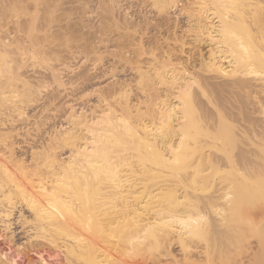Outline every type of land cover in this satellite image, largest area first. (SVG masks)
<instances>
[{"label":"bare ground","instance_id":"6f19581e","mask_svg":"<svg viewBox=\"0 0 264 264\" xmlns=\"http://www.w3.org/2000/svg\"><path fill=\"white\" fill-rule=\"evenodd\" d=\"M109 1L113 25L124 30L122 34L130 30L138 34V38L132 39L135 41H128L131 42L129 46L125 43L128 47L120 53L127 62L131 60V51L137 50V57L133 56L134 69L138 71L134 80L137 78L141 95H136V102L130 96V79L126 82L127 79L120 76L122 78L117 77L113 87H106L104 78L108 69L102 66L99 71L83 67V71L77 73L69 70L66 63L36 70L28 58H34L42 42L32 39L28 30L37 26V14L31 13L23 25L15 21L16 28L5 29L9 19L6 15L14 9L15 2L3 0L0 4V226L10 234L9 242L14 241L18 246L16 238L23 234L20 236L32 247L52 246L62 253L54 250L53 254H48L56 259L55 264H61L59 254L63 255L64 264H126L129 260H135V264H248L250 261L263 264L262 246L258 244L247 248L251 249L250 253L244 251L245 246L238 255L232 256L230 252L231 247L244 244L246 223L252 227L243 221L247 212L243 202L225 206L226 212L222 210L218 219L216 215V218H207L209 213H205V208H215L217 199L215 202L213 199L222 197L211 196L204 201L194 194L202 184L214 179L215 174L230 171L227 167L235 159L221 142L227 137L234 143L241 141L235 131L223 129L224 112L221 114L218 110L217 98L214 100L212 95L226 88L231 91L237 88L253 95L250 104L254 111L261 114L259 109L263 110L264 100L259 95L264 93V76L251 78L239 72L244 65L249 68L264 57L261 1ZM151 4L161 11L165 9L169 20L166 29L172 32L173 38L180 36L179 30L184 33L188 30L194 31L198 40L206 38L209 41L206 57L199 55L200 64L207 73L204 72L203 81L188 70L185 71L190 72L187 76L179 75L177 71L184 67L180 62L182 54L168 48L165 35L155 38L160 47L158 54L147 49L142 34L155 24L151 23L154 17L148 12ZM185 4L189 7L183 19L181 10ZM108 6L104 11L107 12ZM115 9L122 12L121 21L120 17L117 19L118 14H114ZM89 11L92 9L86 11L87 15ZM248 14L251 15L249 20ZM239 25L246 30L251 26H254L253 31L256 28L257 36L255 42L252 41L256 44L254 53L248 50L249 45L230 36L234 31L239 32ZM100 34V47L110 50L112 39L105 37L103 32ZM120 39L116 40L121 44ZM132 46L135 48L131 50ZM228 51L233 60L225 55ZM226 58L228 66L236 64L233 65L236 67L228 72L229 81L218 82L215 79L219 80L225 64L222 59ZM98 84L100 94L91 101L90 92L98 91ZM204 108L217 112L214 129L209 117L206 118L208 115L198 116ZM240 168L237 183L245 180ZM225 182L221 180L219 190L228 188ZM258 208L261 210L259 206L252 211L253 227L261 220ZM213 213L217 214L214 210ZM257 240L260 239H256L259 243ZM33 250L38 255L35 264H47L42 251ZM5 251L0 250V264L27 262L23 253L20 252L23 261L19 263L15 258L20 253L7 257ZM246 253L249 255L245 257Z\"/></svg>","mask_w":264,"mask_h":264},{"label":"rangeland","instance_id":"374dc122","mask_svg":"<svg viewBox=\"0 0 264 264\" xmlns=\"http://www.w3.org/2000/svg\"><path fill=\"white\" fill-rule=\"evenodd\" d=\"M3 0H0V4ZM12 1V0H11ZM15 2V6H14V9L9 13V15L7 14V23L6 25L4 26L5 29H7L6 27H8V29H12L13 27L16 28L17 27V24L20 25V22H21V25H23L24 23L23 22H26V20L28 19V17L31 16V13L32 15L35 13L37 14L38 16V22L36 23L37 26H35L34 28L32 29H29L28 30V34L32 37H34L35 41L38 40L39 42L41 41L42 43H40V45H42L40 48L36 49V51L34 52V58H28V60L30 62H33L34 63V67L36 70H45V68L49 67V66H53V65H58L61 63H66L67 64V67L68 69H72V71L74 72H82L84 68L86 67H89L91 68L92 70H96V71H99L100 70V67H104V68H107V77L104 78L105 79V84H107L108 86H106L108 89H109V86L110 88L114 86V82L120 77H125V79H127L126 82H129V84H131L130 86V89L132 90L130 93L131 95V98L136 102V97L139 96V94L141 95V88L139 90V83L136 81L137 78H135L134 80V76L137 77V70L134 69L136 63L133 61V56L136 58L137 56V50L135 51V46H132L131 47V50L134 49L133 51H131V53L129 54V57H131V62L130 61H127L126 62V59H124L122 56H121V50H124L126 49L130 44L128 43H131V42H128V41H135V40H132V39H135L134 37H136V35L138 34H135V33H132L130 30V32H124L122 34V32L124 30H122L120 27L116 28V26H114L115 24L112 23V20L110 17H112V15L110 14L111 11L109 9V6H110V1L109 0H36L37 2L35 3V0H19L17 2V0H13ZM32 1V2H31ZM109 1V2H108ZM254 1V0H253ZM261 1V2H259ZM22 2V3H21ZM39 2V3H38ZM259 2V5L260 7L263 6V11H264V0H258ZM263 2V3H262ZM33 3V4H32ZM38 3V4H37ZM107 3V4H106ZM18 4V5H17ZM20 4V5H19ZM109 4V6H108ZM263 4V5H262ZM106 5L108 6L107 8V12L104 11L106 8ZM152 5V4H151ZM151 5L148 6V9L147 11L149 12V14L151 16L154 17V21L152 19L151 23L152 24H158L159 26H155L152 25L149 29L145 30L146 32H144L145 34H142V33H139V34H142V39L144 41L145 46L147 47L148 50H155V52H157L158 54V51L159 50V46L158 44L156 43V39L158 35H165L168 39V48L172 50V52L174 51V53H177V54H182L180 55V62H182V65L184 67H182V70L181 68H179V70L177 71L179 73V75H185L187 72L185 71H190V72H193L195 75L197 74L198 77H200L199 79H201V81L204 80V78H206V71H204V67L202 66V64H200V61H199V58H200V53L203 55V57L207 55V49H208V40L206 41V38L205 40L200 38V40H198L196 38V35H195V32L194 31H185L182 32V30H179L178 34L180 36H177V39L176 38H173V34L171 31H168L169 29H166V26H167V15H166V12H165V9L163 11H161L159 8L157 9V5H152L153 7H151ZM187 4L184 5L183 7V10H181V17L183 18H186V15L188 14V5L186 7ZM1 6V5H0ZM90 6V7H88ZM104 6V7H103ZM88 9H87V8ZM150 7V8H149ZM17 8V9H16ZM91 8L92 11L88 12L90 13L89 15H87V12L88 10H91L89 9ZM105 8V9H104ZM186 8V9H185ZM87 9V10H86ZM157 9V10H156ZM109 10V11H108ZM117 9H115V13L114 14H118L117 16L114 15V17L117 19L122 16L120 14H122L121 11H116ZM104 11V12H103ZM161 11V12H160ZM34 12V13H33ZM86 12V13H85ZM93 12V13H92ZM102 12V13H101ZM107 14H106V13ZM110 12V13H109ZM118 12V13H117ZM120 12V13H119ZM109 13V14H108ZM113 13V12H112ZM102 14V15H101ZM12 15V16H11ZM109 15V16H108ZM111 15V16H110ZM87 16L89 17V19L87 20ZM102 16V18H101ZM107 16V17H106ZM166 16V17H165ZM250 14H248L247 16V20H249L250 18ZM104 17V18H103ZM27 18V19H26ZM91 18V19H90ZM122 17H120L118 20L121 21ZM163 18V19H162ZM183 18V19H184ZM5 19V20H6ZM24 19V20H23ZM93 19V21H92ZM102 19V20H101ZM114 20V18H112ZM11 22H10V21ZM110 22H109V21ZM216 20V19H215ZM14 21V23H13ZM15 21H18L19 23H15ZM90 23H89V22ZM159 21V22H158ZM4 22V21H2ZM9 22V23H8ZM92 22V23H91ZM103 22V23H102ZM106 22V23H105ZM102 23V24H101ZM0 24H1V21H0ZM9 24V25H8ZM13 24V25H12ZM16 24V25H15ZM88 24V25H87ZM105 24V25H104ZM113 26H112V25ZM108 25V26H107ZM164 25V26H163ZM16 26V27H15ZM102 26V27H100ZM163 26V28H162ZM241 25H239V27H237V29H239V32L238 31H234V34H231L230 36H232V39H234L235 37L236 38V41L239 40V43L242 41L244 42V44H246L247 46L249 45L248 47V50L250 51L251 49V53H254V50L256 49L255 46L256 44L253 43L255 42V37L257 36L256 35V28H255V31L254 30V26L249 29H245L243 27L240 28ZM157 27V29H156ZM102 28V29H101ZM253 28V29H252ZM4 29V28H3ZM104 29V30H103ZM109 29V30H108ZM117 29V30H116ZM161 29V30H160ZM236 29V28H235ZM252 29V31H251ZM47 30V31H46ZM115 30V31H114ZM119 30V31H118ZM122 30V31H121ZM150 30V31H149ZM107 31V32H106ZM163 31V32H162ZM181 31V32H180ZM100 32L102 33L103 32V35L105 37H107L109 40H111L110 44H112V41H113V45H111V47H109L110 50L108 49H104L103 47H100ZM113 32V33H112ZM235 32L238 34L237 36H235ZM249 32V33H248ZM109 33V34H108ZM111 33V35H110ZM119 33V34H118ZM153 33V34H152ZM159 33V34H158ZM165 33V34H164ZM250 33L251 36H250ZM46 34V36H45ZM171 34V36H170ZM177 34V35H178ZM48 35V36H47ZM124 35V36H123ZM156 35V37L154 36ZM234 35V36H233ZM255 35V36H254ZM123 36V37H122ZM128 36V37H127ZM151 36V37H150ZM170 36V37H169ZM173 36V37H172ZM45 37V38H44ZM116 37V38H115ZM125 37V38H124ZM154 37V38H153ZM181 37V38H180ZM234 37V38H233ZM38 38V39H37ZM41 38V39H39ZM44 38V39H43ZM120 39V42L123 41V43H119V40L117 41L116 39ZM124 38V39H123ZM127 38V39H126ZM138 38V36L136 37ZM152 38V39H151ZM126 39V40H125ZM148 39V40H147ZM197 39V40H195ZM231 39V37H230ZM229 39V40H230ZM116 40V42H115ZM172 42H171V41ZM179 40V41H178ZM181 40V41H180ZM204 40V41H203ZM254 40V41H253ZM37 41V42H38ZM147 41V42H145ZM155 43H154V42ZM174 41V42H173ZM195 41V42H194ZM199 41V42H198ZM250 41L253 43H250ZM150 42V43H149ZM180 44H179V43ZM197 42V43H196ZM232 42V40H231ZM115 43V44H114ZM128 44L127 45H125ZM187 43V44H186ZM234 43V41L232 42ZM118 46H117V45ZM174 44V46H173ZM192 44V45H191ZM251 44V45H250ZM255 44V45H254ZM124 45V46H123ZM178 45V46H177ZM183 45V46H182ZM253 45V46H252ZM117 46V47H116ZM155 46V47H154ZM197 46V47H196ZM126 47V48H124ZM166 47V46H165ZM174 47V48H173ZM180 47V48H178ZM200 47V48H199ZM113 48V49H112ZM130 48V47H129ZM158 48V49H157ZM167 48V47H166ZM181 48H182V51L181 52ZM193 48V49H192ZM195 48V49H194ZM199 48V49H198ZM224 48V47H222ZM241 48V47H240ZM117 49V50H116ZM192 49V50H190ZM198 49V50H197ZM112 50V51H111ZM116 50V52H115ZM179 53H178V51ZM188 50V51H187ZM196 50H197V53H196ZM119 51V52H118ZM125 51V50H124ZM135 51V52H134ZM104 52V53H103ZM181 52V53H180ZM230 52V51H228ZM226 52L225 55L228 56L227 58L233 60L232 58V55H231V52L228 53ZM115 53V54H114ZM118 53V54H117ZM121 53V54H120ZM135 53V54H134ZM117 54V55H116ZM120 54V55H119ZM187 54V55H186ZM192 54V55H191ZM115 55V56H114ZM132 55V56H130ZM120 56V57H119ZM183 56V57H182ZM32 57V56H31ZM119 57V58H117ZM134 58V60H135ZM194 58V59H193ZM222 59V61L225 63H223V67H224V70L223 72L219 73V77L217 79H215L216 81H220V82H226V81H229L230 77H228V75H230L229 73H231V67L232 69H234L233 67H236V66H233V65H236V64H232V66H228V59ZM113 59V60H112ZM196 59V60H195ZM264 57L261 59V61H258V62H255L254 61V64L252 66L250 65L249 68L248 66H245L240 68V66H238V68H240V73H243L244 75H246L247 77H251V78H261L264 76V64L262 62H264ZM119 60V62L116 61ZM120 60H122L120 62ZM188 60V61H187ZM227 62H225V61ZM135 63H133V62ZM188 62V63H187ZM192 62V63H191ZM131 64V65H130ZM194 64V66H193ZM201 65V66H200ZM124 66V67H122ZM126 66V68H125ZM227 66V67H226ZM243 66V65H242ZM255 66V67H254ZM261 66V67H260ZM84 67V68H83ZM128 67V68H127ZM132 67V68H130ZM203 67V68H202ZM226 67V68H225ZM247 67V68H246ZM260 67V68H259ZM83 68V69H82ZM237 68V69H238ZM246 68V69H244ZM81 69V70H80ZM123 69V70H122ZM125 69V70H124ZM135 71H134V70ZM186 69V70H185ZM196 69V71L194 70ZM248 69V70H247ZM258 69V70H257ZM194 70V71H193ZM239 70V69H238ZM241 70H243L241 72ZM251 70H253L251 72ZM124 71V72H123ZM129 71V72H128ZM132 71V72H131ZM183 73H182V72ZM199 71V72H198ZM247 71V72H246ZM255 71V73H253ZM180 72L182 74H180ZM188 72V73H190ZM197 72V73H196ZM204 72L206 74H204ZM227 72V73H226ZM229 72V73H228ZM257 72V73H256ZM70 73V71L68 72ZM127 73V74H126ZM187 73V74H188ZM201 73V74H199ZM224 73V74H223ZM251 73V74H250ZM186 74V76H187ZM200 76H199V75ZM204 74V76H203ZM242 74V75H243ZM248 74V75H247ZM259 74H262L261 76ZM127 75V76H126ZM129 75V76H128ZM131 75V76H130ZM224 76V77H223ZM110 77V78H109ZM118 77V78H117ZM120 77V78H122ZM128 77V78H126ZM130 77V78H129ZM204 77V78H203ZM119 78V79H120ZM225 78V79H224ZM130 79V80H128ZM224 79V80H223ZM114 80V81H113ZM226 80V81H225ZM113 81V82H112ZM138 83V84H137ZM100 84V83H99ZM98 84V88L97 90L98 91H93V92H90V95H89V98L91 101H95L96 99V95L97 93L100 94V86ZM113 84V86H112ZM135 84V85H134ZM139 85V86H138ZM135 86V87H134ZM50 89V88H49ZM91 89V88H90ZM88 89V90H90ZM229 89V90H228ZM231 88H226L224 91L221 90V91H218L214 97V94L212 95V97L214 98V100L216 99V103L218 107V110L221 112V114H223L224 112V116H225V120H223V122L225 121V123L222 124V127L223 129H226L229 130V131H235L236 134V137L238 136L240 140H236V142H232V138H226L223 142H221L222 144H220L221 146L224 145V143L226 144L225 147H227V150L228 152H230L231 154L230 157L232 156V159L234 157L235 160H231L232 162L230 163V165L227 167L230 169V171H226L228 173H220V174H215V177L214 179L212 180H209L207 182H205L204 184H202L201 188L199 187V189L194 192V194H196L197 196L196 197H199L200 196V199L203 198V200L205 201L206 199L205 198H210L211 196L212 197H215V196H220L222 198H214L213 201L215 202L216 199H217V202L214 204L215 205V208L210 206V207H206L205 208V213H209L208 215H206L207 218H211V217H214L216 219H218L221 215H222V212H226V208L225 206L228 208V206L230 204H237L239 202H243L241 204H244V208L246 209V214L245 216H243V221L248 222L252 225V227H250L249 224L246 223V230L243 228L242 225H240L242 227L243 230H245V232L243 231V235L244 239L243 238V242L244 244H241V245H237V246H233L231 248V251L232 252V256H235V255H238L237 253H239V251L243 248L244 250V247L245 246L246 250H244L245 252H248L250 253L251 252V249H247V248H251L252 246H255L256 244L259 245V247L261 248L262 246V256H263V260H264V255H263V249H264V107H263V110L262 109H259L261 110V114H260V111H257L255 112L252 107H253V104L250 102H252V94H247L246 92L239 90L237 88H233L232 91L230 90ZM235 89V91H234ZM230 91V92H229ZM238 91V92H237ZM138 92V93H137ZM225 94H223V93ZM223 94V95H222ZM264 95V93H262ZM132 95L134 97H132ZM137 95V96H136ZM221 95V96H220ZM226 95V97H225ZM233 95V96H232ZM249 95V96H248ZM255 95V94H254ZM263 95H261L260 93V99L263 101L264 100V97ZM218 96V97H217ZM220 96V97H219ZM229 96V97H228ZM244 96V97H243ZM251 96V97H250ZM225 99H224V98ZM220 98V99H219ZM222 98V99H221ZM229 99V100H227ZM240 99V100H239ZM248 99V100H247ZM220 100V101H219ZM247 100V101H246ZM250 100V101H249ZM239 101V102H238ZM226 103V105H225ZM232 103V105H231ZM241 103V104H240ZM230 104V105H229ZM263 104H264V101H263ZM235 105V106H234ZM238 105V106H237ZM233 106V107H232ZM225 107V108H224ZM222 108V109H221ZM205 109V108H204ZM226 109V110H225ZM229 109V110H228ZM244 109V111H243ZM223 110V111H222ZM228 110V111H227ZM237 110V111H236ZM241 110V111H240ZM208 111V112H207ZM213 113H210L212 112ZM226 111V113H225ZM263 111V112H262ZM206 112V114H205ZM198 113H200L198 115ZM197 113L198 116H202V117H205L206 115V118L207 117H211V119L207 118L212 125L211 128H213L214 126V121L217 120V112L215 111V109H210L206 108L205 110L201 109V111H199ZM204 113V114H203ZM212 116H210V114ZM238 113V115H237ZM253 113V114H252ZM203 114V115H202ZM236 115V116H235ZM241 115V116H240ZM245 115V116H244ZM250 115V116H249ZM256 115V116H255ZM229 116V117H228ZM259 116H262V117H259ZM238 117V118H237ZM241 119H240V118ZM216 118V119H215ZM228 118V119H227ZM260 118V119H259ZM214 119V120H213ZM231 119V120H230ZM263 119V120H262ZM213 120V121H212ZM229 120V121H228ZM259 120V121H258ZM251 121V122H250ZM254 121V122H253ZM213 123V124H212ZM249 123V124H248ZM263 124V125H262ZM210 125H208L210 127ZM234 125V126H233ZM244 126V127H242ZM229 127L233 130H230ZM215 128V127H214ZM213 128V129H214ZM237 128V129H236ZM211 130V129H210ZM242 131V132H240ZM246 131V132H244ZM244 132V133H243ZM242 133V134H241ZM240 134V135H239ZM246 134V136L244 135ZM242 135V136H241ZM251 135V136H249ZM248 136V137H247ZM243 137V138H242ZM230 139V141L228 140ZM251 140V141H250ZM235 141V140H234ZM239 141V142H238ZM248 141V142H247ZM253 141V142H252ZM232 142V143H231ZM244 142V143H243ZM250 142V143H249ZM230 143V144H229ZM240 143V144H239ZM252 143V144H251ZM235 144V145H234ZM255 144V145H254ZM234 145V146H233ZM247 145V146H245ZM253 145V146H251ZM250 146V147H249ZM249 149H248V148ZM252 147V148H251ZM251 148V150H250ZM262 149V150H259ZM230 149V150H229ZM253 149V151H252ZM245 150V151H244ZM247 150H248V153H247ZM240 151V152H239ZM242 151V152H241ZM244 151V153H243ZM258 151V152H257ZM260 151V152H259ZM238 152V154H237ZM254 152V153H253ZM263 153V154H262ZM248 154V155H247ZM252 154V155H251ZM260 157H259V155ZM243 155V156H241ZM245 155V156H244ZM251 155V156H250ZM250 156V157H249ZM255 159V160H253ZM241 160V161H240ZM238 163V164H237ZM242 163V164H241ZM244 163V164H243ZM229 164V163H228ZM240 168L241 171H243L245 173V180L242 182V183H237L238 181H240L238 178L240 176H238V168ZM240 171V172H241ZM239 172V173H240ZM224 174V175H223ZM225 179V184L228 188H224L223 190H219L221 187H222V184H221V180H224ZM236 180V181H235ZM216 182V183H215ZM231 182V184H230ZM212 183V184H211ZM228 184V185H227ZM231 186H230V185ZM241 186H240V185ZM204 185V186H203ZM221 185V186H220ZM219 186V188L217 187ZM230 186V187H229ZM203 187V188H202ZM217 188V189H216ZM216 190V191H214ZM202 191V192H199ZM219 191V192H217ZM225 191V192H224ZM227 191V192H226ZM199 193V194H198ZM214 193V194H213ZM217 193V194H216ZM219 194V195H218ZM222 194H224L223 197ZM228 197H226V195ZM202 195V197H201ZM204 195V196H203ZM208 196V197H206ZM213 202V203H214ZM217 204V205H216ZM240 204V203H239ZM213 205V206H214ZM21 206V204H20ZM261 207V210L260 208H258L260 210V216H259V219L261 218L260 222L258 223L259 225H254L253 227V224H254V216L252 214V211L254 208H257V207ZM217 208V209H216ZM212 209V211H211ZM206 210H210V211H206ZM213 210L214 212H217V214L221 213L220 215L216 213H213ZM223 210V211H222ZM202 211L204 212V208L202 209ZM222 211V212H221ZM263 211V212H262ZM213 214H212V213ZM261 212H262V216H261ZM204 214V213H203ZM211 214V216H210ZM27 215V213H26ZM205 215V214H204ZM216 215V217H215ZM205 217V218H206ZM263 217V218H262ZM213 218V219H214ZM238 222V221H237ZM236 222V223H237ZM1 227V226H0ZM248 227V228H247ZM250 227V229H249ZM259 227V228H258ZM253 228V229H252ZM257 228V229H256ZM17 232L19 233V230H17ZM2 233V234H1ZM9 233L7 232L6 233V230H3V228L1 227L0 228V250L2 251H5L7 255V257H10L12 256H15L17 253H23V257H24V260L26 263L24 264H32V262H34L33 264H35L36 262V259H38V255L35 254L36 252L33 250V249H37L38 248V251H42V257L45 259V261L47 262V264H55L56 263V259L53 258V255L52 257H48V254H53L54 250L55 251H58V249L56 250V248L52 247V246H43L44 249L40 246L36 247H32V245L29 243H25L26 240L24 237H21V236H24L23 234H19L17 236V242H18V247L17 244H14L13 242L14 241H10L9 242ZM21 235V236H20ZM4 236V237H3ZM236 237V235H234ZM21 237V238H19ZM2 238V239H1ZM19 238V239H18ZM24 238V239H23ZM21 239V240H20ZM256 239H260V240H257L259 241V243L257 242L256 243ZM2 240V241H1ZM25 240V241H24ZM250 242H249V241ZM20 241V242H19ZM24 242V243H23ZM242 242V243H243ZM249 242V243H248ZM252 242V243H251ZM255 242V243H254ZM20 243V244H19ZM247 243V245H245ZM13 244V245H12ZM29 246H28V245ZM251 244V245H250ZM16 245V247H15ZM23 245V246H22ZM27 247H25V246ZM249 245V247H248ZM11 246V247H10ZM13 246V247H12ZM240 246V247H239ZM23 249H22V248ZM235 247V248H234ZM18 248V250H17ZM31 248V249H30ZM47 248V249H46ZM54 248V249H53ZM236 249V250H235ZM24 250V251H23ZM26 250V251H25ZM32 252H30V251ZM44 250V251H43ZM234 250V251H233ZM238 250V251H237ZM9 251V253H8ZM18 251V252H17ZM250 251V252H249ZM16 252V253H15ZM26 252V253H25ZM30 252V253H29ZM35 252V253H34ZM234 252V253H233ZM20 253V256L16 257L15 260L16 262L20 260L23 261V258H22V255ZM32 253V254H31ZM58 253H61L60 251H58ZM244 253V252H243ZM248 253L245 254V257L247 255H249ZM62 254V253H61ZM59 254L60 258H58V261L61 263V264H64L65 260H63V255ZM31 256V257H30ZM47 256V257H46ZM21 257V258H20ZM26 257V258H25ZM35 257V259H33ZM20 258V259H19ZM29 258V259H27ZM29 260V262H28ZM52 260V261H51ZM262 260V261H263ZM32 261V262H30ZM44 261V262H45ZM55 261V262H53ZM24 262V261H23ZM23 262L21 264H23ZM45 262V263H46ZM249 263H252V261H250ZM248 263V264H249ZM264 264V261L262 262ZM126 264H135V260L131 261H127ZM247 264V263H246ZM252 264H255V263H252Z\"/></svg>","mask_w":264,"mask_h":264}]
</instances>
